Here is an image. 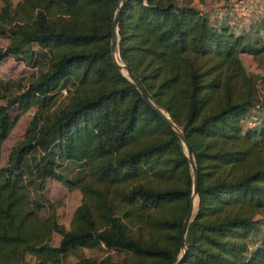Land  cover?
<instances>
[{
    "label": "trees",
    "instance_id": "trees-1",
    "mask_svg": "<svg viewBox=\"0 0 264 264\" xmlns=\"http://www.w3.org/2000/svg\"><path fill=\"white\" fill-rule=\"evenodd\" d=\"M117 2L0 0V61L35 69L0 80V264H171L180 252L189 164L111 57ZM116 26L120 62L183 131L197 168L178 264H264V232L248 251L264 227V105L242 130L253 81L241 59L264 50L262 36L175 0H123ZM12 106L34 109L3 151ZM48 179L80 192L68 226L40 192ZM96 247L104 255L83 251Z\"/></svg>",
    "mask_w": 264,
    "mask_h": 264
},
{
    "label": "rangeland",
    "instance_id": "rangeland-1",
    "mask_svg": "<svg viewBox=\"0 0 264 264\" xmlns=\"http://www.w3.org/2000/svg\"><path fill=\"white\" fill-rule=\"evenodd\" d=\"M177 4H188V5H196L198 6L204 15H206L209 19V21H212L214 19H211L210 17H212L214 14H218V17L221 16L222 17V21H229L228 19V7L230 6L229 1L236 3L238 2V0H175ZM245 3H244V2ZM241 0L242 3H237L238 5L234 7V10H231L232 15H234V19H232L231 21H233V24L238 22L240 23L241 21H244V19H242L243 16H246L249 9L248 8V4L247 2L251 1V0ZM252 1H256V0H252ZM11 4L14 5L17 0H10ZM219 10V11H218ZM235 11V13H234ZM207 13L210 14V16L207 15ZM231 15V14H230ZM238 20V21H237ZM257 33L259 34L258 30ZM260 35V34H259ZM261 36V35H260ZM7 42V40L3 37H0V45H5ZM244 59L243 61L246 63L247 67V72L249 73L250 77L252 78L253 81V97L255 98V108H257V106H262L264 105V83H262L261 80H259V77H264V57H261V59H256V58H252L249 55H244L243 56ZM262 61V62H260ZM255 63V65H254ZM2 67H0V77H4L7 78L9 75H26L28 72L27 71H31L28 68L24 67V64L21 63V61L17 60L16 58H12V57H8V61H3L1 63ZM12 86V85H11ZM10 86V88H11ZM10 88L8 89V91H10ZM67 88V87H65ZM15 87L11 88V92L12 90H14ZM58 98L62 99V96L58 95ZM0 101H2V99H0ZM61 101V100H60ZM255 108H252V112L255 111ZM34 108L30 107L28 110L26 111H20V109L17 106H12L9 111L12 117H14L15 119V125L12 128V130L10 131V134L8 135V137L6 138L4 144H3V151L7 150V147L10 145V143L12 141H14L16 138H18L22 133H23V129L24 126L32 112ZM162 109V108H161ZM166 112V111H165ZM251 112V113H252ZM252 116H255L254 113H252ZM250 118L252 119V117L250 116ZM253 120V119H252ZM176 124V123H175ZM253 125L252 122H250L248 119H245L242 121V130H245L248 126ZM176 126L179 128V126L176 124ZM254 126V125H253ZM258 127L259 124L258 122L255 124L254 127ZM180 129V128H179ZM0 164H3L2 160L0 162ZM190 168V167H189ZM191 172V170H190ZM51 180H46L44 187L42 188V190L40 191L45 197H47V199H49L50 201H52L53 203H55L56 205V210H55V215L57 217L60 216V219H65V221H67L68 217H69V209L70 207H72L76 202H78L79 200V196L77 195H71L67 201L68 204L64 205L62 204L63 199L65 198V193L67 192L66 187L63 186L61 183L59 182H55L54 184H56V186H53L54 184H51ZM70 190V189H69ZM192 215L193 212L195 211L196 208V203H197V196L195 195L192 198ZM191 215V217H192ZM255 216H258V213L255 214ZM264 232V227H261L259 230L255 231L254 233H252L250 235V237L248 238V251H252V249L256 246V245H260L261 244V236L262 233ZM57 233L53 234V239H51V242L54 243L57 239ZM85 254L90 255V256H98V255H104L105 253V249L104 248H94V250L92 249H84L83 250ZM182 251V247L180 248V252ZM179 252V253H180ZM251 253V252H250ZM28 264H32V261L29 260Z\"/></svg>",
    "mask_w": 264,
    "mask_h": 264
},
{
    "label": "water",
    "instance_id": "water-1",
    "mask_svg": "<svg viewBox=\"0 0 264 264\" xmlns=\"http://www.w3.org/2000/svg\"><path fill=\"white\" fill-rule=\"evenodd\" d=\"M122 2H123V0H118V2L116 3V8L114 10L112 19L110 21L109 48H110L111 57H112L115 65L117 66V68L120 69V71L123 73V75H125L127 77V79L133 83V85L135 86V88L137 89V91L139 92V94L141 95L143 100L145 101V103L154 112H156L157 115L167 124V126L179 137L180 142L183 146L185 155L187 157V161H188L190 170H191L192 186H191V193L189 196V207H188L186 213L184 214V217H183L182 222H181V229H180L181 230L180 246L182 247V251L178 254L176 259L171 263V264H178V262L182 258L183 253L185 251V234L187 231L188 222L191 219V215H192V206H193L192 198L195 195H197V186H198L197 168H196V165L194 162V158L192 155L190 145H189L188 140H187L186 136L184 135L183 131L181 129H179L176 126V124L169 118L167 112H165L163 109H161L160 107H158L152 103V101L148 98V96H147L146 92L144 91L143 87L141 86V84L132 76L128 67L125 64H123L122 62H120L119 55H118V47H117V41H118L119 37H118V33H117L116 23H117L118 14H119V10H120Z\"/></svg>",
    "mask_w": 264,
    "mask_h": 264
},
{
    "label": "crops",
    "instance_id": "crops-1",
    "mask_svg": "<svg viewBox=\"0 0 264 264\" xmlns=\"http://www.w3.org/2000/svg\"><path fill=\"white\" fill-rule=\"evenodd\" d=\"M229 3H230L229 4L230 6L228 7V11L231 14V15L228 14L229 21L228 20L227 21H222L223 19H222L221 16L218 17V14H214L212 17H210L211 19H214V20H212L210 22H220L223 25H227L229 27V29L231 31H233L234 33H242V32L248 31V30H258L259 34L262 36L263 44H264V0H256V1H252L251 0V1L247 2L248 8H251L248 11L250 13H247L246 16H243L242 17V19H244V21H241L240 23L236 22L234 24H233V21H231L232 19H234V15H232L231 10L232 9L234 10V7L238 5L237 3H242V2H241V0H238V2H236V3H233V2H230V1H229ZM194 6H196V5L194 4ZM196 7H198V6H196ZM234 13H235V11H234ZM207 15L210 16L209 13H207ZM245 54L251 56L252 58H256L258 60V59H261V57H264V50L261 51V52H259V53H257V54H250V53L242 52L241 53V59H242V62L244 64V66L247 67L246 63L243 61V59H244L243 56ZM3 61H8V57L5 58V59H3V60H1L0 61V65H1V63ZM260 62H262V61H260ZM254 65H255V63H254ZM0 67H2V66H0ZM24 67L30 69L31 71H27L28 73L26 75H19V74H17V75H9L7 78L0 77V80L3 81V82H5L7 79H10L11 81H16V80H18L20 78H22L24 80L25 79L27 80V78L31 77V75H33L35 73V69H34V67H29V66H26V65H24ZM263 72H264V70H263ZM24 80H21V81H24ZM259 80H261L262 83H264V77L263 78L262 77H259ZM254 99L255 98L253 97L252 106L250 107V110L248 111V113L246 115L248 118L245 117L250 122L253 119V117H255L256 115L259 114V109H261V108H259L260 107L259 105L257 106V108H255V105H256L255 103L256 102H255ZM253 107L255 108V111L254 112H252V108ZM251 112L254 113L255 116H252V113ZM250 116L252 117V119L250 118ZM12 142L10 144H12ZM48 180H51L52 181L51 184H54L55 182H57L56 180H53V179H48ZM53 186H56V184H54ZM66 191H67L65 193L66 196L63 199L62 204L67 205L68 204L67 199L71 195H73V196L74 195H77L80 198V192H79V190L77 188H71L70 190L67 189ZM78 202H79V200H78ZM78 202H76L72 207H70V209H69V212L70 213H69V217H68L67 221H65V219L64 220L63 219H60V216H59V217H57L58 222L62 223L64 226H68V223L70 221V218H71V215L73 213V210L77 206ZM52 239H53V235H52ZM58 239H59V235H57L56 241L54 243H52V242L51 243L53 245L57 244Z\"/></svg>",
    "mask_w": 264,
    "mask_h": 264
},
{
    "label": "built area",
    "instance_id": "built-area-1",
    "mask_svg": "<svg viewBox=\"0 0 264 264\" xmlns=\"http://www.w3.org/2000/svg\"><path fill=\"white\" fill-rule=\"evenodd\" d=\"M61 92H62V93H65V90H64V89H61Z\"/></svg>",
    "mask_w": 264,
    "mask_h": 264
}]
</instances>
